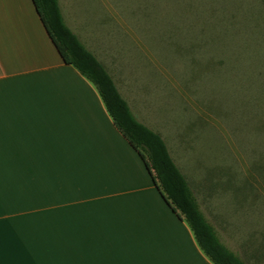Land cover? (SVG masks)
Listing matches in <instances>:
<instances>
[{
    "label": "crops",
    "instance_id": "obj_1",
    "mask_svg": "<svg viewBox=\"0 0 264 264\" xmlns=\"http://www.w3.org/2000/svg\"><path fill=\"white\" fill-rule=\"evenodd\" d=\"M0 264H215L33 0H0Z\"/></svg>",
    "mask_w": 264,
    "mask_h": 264
},
{
    "label": "rangeland",
    "instance_id": "obj_2",
    "mask_svg": "<svg viewBox=\"0 0 264 264\" xmlns=\"http://www.w3.org/2000/svg\"><path fill=\"white\" fill-rule=\"evenodd\" d=\"M58 2L216 237L264 264V0Z\"/></svg>",
    "mask_w": 264,
    "mask_h": 264
},
{
    "label": "trees",
    "instance_id": "obj_3",
    "mask_svg": "<svg viewBox=\"0 0 264 264\" xmlns=\"http://www.w3.org/2000/svg\"><path fill=\"white\" fill-rule=\"evenodd\" d=\"M33 2L63 60L78 68L96 85L115 125L139 152L165 201L187 220L203 251L215 264H247L234 250L225 246L205 223L183 176L167 153L164 141L133 115L104 67L65 22L58 0Z\"/></svg>",
    "mask_w": 264,
    "mask_h": 264
}]
</instances>
